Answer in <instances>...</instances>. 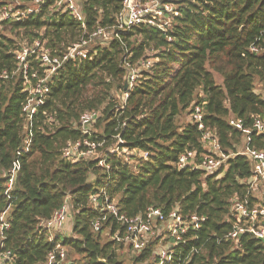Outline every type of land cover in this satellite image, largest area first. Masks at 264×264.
Wrapping results in <instances>:
<instances>
[{"label": "trees", "instance_id": "1", "mask_svg": "<svg viewBox=\"0 0 264 264\" xmlns=\"http://www.w3.org/2000/svg\"><path fill=\"white\" fill-rule=\"evenodd\" d=\"M12 1L0 0V8ZM77 1L89 31L113 26L122 8V0ZM163 1L178 10L168 31L135 26L121 41L94 47L91 59L70 60L49 81V94L32 121L26 120L24 105L36 79L24 85L23 73L14 74L17 53L37 39L59 51L79 38L78 22L68 12L57 14L55 0L24 20L2 22L0 73L7 71L9 78L0 80V215L6 213L10 222L4 249L13 253L11 264H49L57 243L68 249L66 264H159L161 238L141 250L129 245L135 254L125 262L120 250L126 244L116 234L124 236L126 227L90 203V196L103 190L129 218L151 207L165 215L177 209L184 219L205 217L188 232L171 264L186 257V264H264V240L250 233L226 237L236 220L233 200L249 195L251 203L260 201L248 194L254 162L239 150L247 135L229 119L252 128L253 115L264 116V94L256 92L257 80L264 90V0ZM254 43L261 47L258 53L250 49ZM151 53L155 63L124 100L126 62L136 65ZM29 72L44 74L35 56ZM202 104L206 126L230 155L226 166L210 175L177 165L186 150L199 156L207 151L202 132L190 121L194 106ZM86 110L100 113L95 130L105 140L99 151L108 167L99 158L64 156L69 141L85 138L76 123ZM248 137L246 148L264 149V135L252 131ZM116 145L134 151L131 162L114 151ZM66 201L72 235L59 233L53 242L40 224ZM173 241L167 236L163 243Z\"/></svg>", "mask_w": 264, "mask_h": 264}, {"label": "built area", "instance_id": "2", "mask_svg": "<svg viewBox=\"0 0 264 264\" xmlns=\"http://www.w3.org/2000/svg\"><path fill=\"white\" fill-rule=\"evenodd\" d=\"M50 0H14L0 8V27L6 20H24L32 13H38L41 6ZM170 1V0H169ZM54 11L68 12L78 22L79 38L69 43L59 51H51L46 46L45 41L39 39L33 43L24 46L18 51L16 60L17 68L14 74L21 71L23 73L24 85L32 83V79H36V83L28 88L30 97L24 105L26 120L32 121L36 114L37 108L44 104L49 94V81L58 73L64 65L70 60H86L92 58V50L94 47L101 45L107 46L111 41H121L122 35L131 31L135 26L149 24L158 26L164 31H168L172 26L174 17L178 15L177 6L173 2L163 0H122V8L116 15V23L111 27L98 26L89 31L86 25L82 8L77 0H55L52 5ZM24 8V9H22ZM252 52H259L261 47L252 44ZM149 56L139 61L136 65L126 62L128 68L126 90L122 98L126 100L129 91L132 90L139 80L143 77V71L149 69L155 63V58ZM43 68L44 74L41 76L38 72H29L31 59L34 57ZM9 75L7 71L0 73V80L7 79ZM206 102H203L205 104ZM195 105L190 114V121L197 125L202 132L201 141L207 150L200 156L195 150H186L179 156L178 167L189 168L192 170H201L205 175L217 173L223 166H226L230 155H226L220 148L218 139L214 132L206 126L204 121V105ZM100 113L98 110L84 111L76 123V129L84 136L81 141H69L64 147V156L72 161L83 158H99L100 165H106L104 156L100 155V148L105 145V140L96 134L95 125L98 121ZM53 117L50 116L47 122H52ZM252 128L244 127L243 121L235 117L229 119L230 124L240 129L247 135V143L250 141L248 137L252 131L257 134L264 135V116L253 115ZM31 132L26 137V144L30 142ZM119 144H123V140L119 135L116 137ZM118 145V144H117ZM114 146L116 152L124 153L125 161L131 162V156L134 151L126 147ZM242 154L248 155L254 162L253 175L247 180L248 194H255L256 184L261 183L264 179V149L246 148L241 151ZM108 167V166H107ZM13 179L10 183L12 184ZM90 203L94 207L101 205V210H106L113 214L116 219L126 227L124 236L116 234L119 241L126 245H131L135 250H141L152 239L161 238V242L157 248L159 264H171L174 254L179 250L181 254L182 247L187 243L186 235L193 229H198L205 221V217H199L193 214L190 218L184 219L174 209L170 214L165 215L161 209L151 207L144 215L136 217H127L120 213L117 203L112 199L107 191L92 194ZM102 203V204H101ZM232 212L236 217L233 229L227 234L228 239H237L244 233L253 234L256 238L264 240V197L260 201L251 203L249 195L243 199H234ZM72 216L71 205L68 201L57 210L53 216L44 220L40 224L41 232L47 230L51 241L55 242L57 235L63 230L68 217ZM98 227H99V223ZM10 222L6 213L0 215V264H11L14 256L11 250L4 249L5 231L9 229ZM156 234L155 238L153 236ZM167 236L174 238L173 242L163 243ZM68 249L63 244L57 243L54 250L50 252L48 257L49 264H66ZM189 257L180 260L178 264H186Z\"/></svg>", "mask_w": 264, "mask_h": 264}, {"label": "rangeland", "instance_id": "3", "mask_svg": "<svg viewBox=\"0 0 264 264\" xmlns=\"http://www.w3.org/2000/svg\"><path fill=\"white\" fill-rule=\"evenodd\" d=\"M214 75H215L216 82L218 84H222L223 83V78L221 77V75H219L218 73H214ZM256 85H257L256 86V92L264 94V90L262 88V85L259 83L258 80L256 81ZM246 141L247 140H244L243 143L239 145V150H245ZM256 187H258V188H256ZM255 188H256L255 195H257L260 199H262L264 197V179L262 180L261 183L256 184ZM71 219H72V216L68 217V219L65 222V224L68 225V228H67L68 231H70V226H71V223H72ZM64 236H67V235H64ZM155 236H156V234L153 236V238H155ZM120 251L125 256V257L122 256V258L124 257L125 262L128 261V259L130 258L131 255L135 254V252L130 250L129 245H126L124 250L122 249Z\"/></svg>", "mask_w": 264, "mask_h": 264}, {"label": "crops", "instance_id": "4", "mask_svg": "<svg viewBox=\"0 0 264 264\" xmlns=\"http://www.w3.org/2000/svg\"><path fill=\"white\" fill-rule=\"evenodd\" d=\"M72 225V224H71ZM68 228V225L65 224L63 230L60 232V234H62L63 236L64 235H71L72 234V230H71V227H70V231L67 230Z\"/></svg>", "mask_w": 264, "mask_h": 264}]
</instances>
